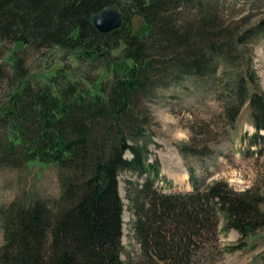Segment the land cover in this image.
I'll use <instances>...</instances> for the list:
<instances>
[{
    "label": "trees",
    "instance_id": "trees-1",
    "mask_svg": "<svg viewBox=\"0 0 264 264\" xmlns=\"http://www.w3.org/2000/svg\"><path fill=\"white\" fill-rule=\"evenodd\" d=\"M206 0H0V37L19 50L59 47L80 65L99 64L97 75L63 64L46 82L32 84L23 59L10 55L9 106L0 107V166L37 161L54 166L60 192L53 199L0 206V264H131L122 259L119 174H157L147 160L144 101L156 87L184 75L206 77L226 55ZM196 6V22L179 21L168 10ZM123 16L120 28L100 33L91 17L108 7ZM142 24L134 31L132 19ZM264 36V14L244 30ZM5 71V72H4ZM244 76L234 78L225 111L232 123L247 103L255 128L252 145L264 142V92ZM6 77V78H5ZM183 154L198 155L191 144ZM129 151L131 157H125ZM192 189L159 193L147 178L135 196L134 237L140 264H197L193 258L217 248V230L243 239L264 225L259 195L236 191L224 180L204 183L190 173ZM144 199L143 201H140Z\"/></svg>",
    "mask_w": 264,
    "mask_h": 264
},
{
    "label": "rangeland",
    "instance_id": "rangeland-1",
    "mask_svg": "<svg viewBox=\"0 0 264 264\" xmlns=\"http://www.w3.org/2000/svg\"><path fill=\"white\" fill-rule=\"evenodd\" d=\"M214 16V28L223 43L226 55L218 62L214 73L206 77L184 75L178 82L166 87L154 88L144 101L148 121L146 133L149 154L147 160L155 163L157 174H138L124 170L119 174V187L124 210L122 215V259L131 264L142 263V247L134 237L132 222L136 219V191L142 189L147 178L159 193L187 192L192 189L190 173L203 179V184L224 180L236 191L249 190L259 195L260 209L264 213V142H251L255 128L249 106L245 103L235 120L230 123L225 107L234 78L249 73L254 83L264 92V36L239 35L256 24L264 14V0H206L203 2ZM179 21L196 22V6L170 9ZM199 16V15H198ZM134 31H138L142 20L132 19ZM12 40L0 37V66L10 76V55L15 52L23 59L27 78L34 85L46 82L63 64L71 65L75 71L89 70L97 75L99 64L86 67L80 65L73 54L59 47L19 50ZM5 77V78H6ZM9 78L0 85V107L9 106L6 95L10 91ZM192 145L198 155L183 154L179 145ZM129 151L125 157L130 158ZM185 178V179H184ZM60 180L54 166L37 161L20 163L18 166H0V206L17 202L27 204L35 198L53 199L60 192ZM141 199L140 201H143ZM216 247H209L193 258L197 264H264V225L248 238L244 250L233 254L224 249L240 242L236 230L224 232L219 220ZM3 234L0 227V245Z\"/></svg>",
    "mask_w": 264,
    "mask_h": 264
},
{
    "label": "water",
    "instance_id": "water-1",
    "mask_svg": "<svg viewBox=\"0 0 264 264\" xmlns=\"http://www.w3.org/2000/svg\"><path fill=\"white\" fill-rule=\"evenodd\" d=\"M92 23L100 33H109L123 24L122 13L114 6H108L91 17Z\"/></svg>",
    "mask_w": 264,
    "mask_h": 264
},
{
    "label": "bare ground",
    "instance_id": "bare-ground-1",
    "mask_svg": "<svg viewBox=\"0 0 264 264\" xmlns=\"http://www.w3.org/2000/svg\"><path fill=\"white\" fill-rule=\"evenodd\" d=\"M185 179V178H184Z\"/></svg>",
    "mask_w": 264,
    "mask_h": 264
}]
</instances>
